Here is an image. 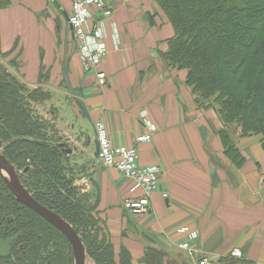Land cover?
<instances>
[{"label":"crops","instance_id":"0c3cea01","mask_svg":"<svg viewBox=\"0 0 264 264\" xmlns=\"http://www.w3.org/2000/svg\"><path fill=\"white\" fill-rule=\"evenodd\" d=\"M45 1L12 0L0 9V64L30 89L54 95L46 102L54 118L46 103L35 110L54 125L67 171L95 206L117 264L124 253L131 264H264V151L240 149L246 160L237 168L220 140L209 149L210 136L196 111L187 110L192 101L184 91L185 74L163 58L172 32L159 42L149 37L145 0H103L111 14L104 20L94 15L89 23L95 28L103 22L107 54L98 69L85 70L67 18L71 1L52 3L54 22L44 21ZM161 42L167 50L156 49ZM99 73L106 76L104 85ZM97 122L106 125L113 145L137 147L140 166L162 169L149 214L133 216L125 209L127 199L143 193L101 163ZM143 134H152V141L137 144ZM193 232L199 233L198 255L178 248ZM234 250L244 257L232 258ZM9 251L0 239V255Z\"/></svg>","mask_w":264,"mask_h":264},{"label":"trees","instance_id":"16d2710c","mask_svg":"<svg viewBox=\"0 0 264 264\" xmlns=\"http://www.w3.org/2000/svg\"><path fill=\"white\" fill-rule=\"evenodd\" d=\"M156 2L174 29L163 54L168 67L187 72L186 85L201 108L217 106L224 127H240L242 137L260 136L264 149V0ZM5 4L0 0V7ZM51 95L30 89L0 65L2 154L21 174L27 191L72 225L95 264H117L95 206L67 171L54 125L35 110ZM220 135L225 156L243 165L231 134L224 128ZM0 239L10 246L0 264L74 263L65 235L18 202L1 175ZM119 264H131L129 255L122 254Z\"/></svg>","mask_w":264,"mask_h":264},{"label":"built area","instance_id":"2783aa9c","mask_svg":"<svg viewBox=\"0 0 264 264\" xmlns=\"http://www.w3.org/2000/svg\"><path fill=\"white\" fill-rule=\"evenodd\" d=\"M49 1L53 3L55 0ZM70 1L72 8L68 22L73 31L76 53L81 57L85 70H96L101 66L107 54L106 45L103 41L105 38L104 24L100 21L97 27L91 28L89 22L93 15L109 16L112 9L106 6L103 0ZM99 77H101L99 79L100 84L104 85L105 74L102 73ZM95 132L100 150L98 158L101 163L120 172L126 180L133 184V192L140 189L143 193L140 197L127 199L124 203L125 209L133 216L149 214L152 210L151 198L159 191L162 169L159 166H140L136 146L113 145L103 122L96 123ZM136 141L137 144L150 143L152 134H143L137 137ZM198 237L199 233L193 232L190 235V240L179 244L178 248L190 254L198 255L199 251L194 246V241ZM231 257L242 259L244 255L241 250H234ZM200 264H208V262L203 260Z\"/></svg>","mask_w":264,"mask_h":264},{"label":"rangeland","instance_id":"374dc122","mask_svg":"<svg viewBox=\"0 0 264 264\" xmlns=\"http://www.w3.org/2000/svg\"><path fill=\"white\" fill-rule=\"evenodd\" d=\"M2 1L4 3H6V4H5V6H1L0 9H5V8L9 7L12 4V0H2ZM144 3L146 5V7L149 9L148 12L151 13L149 15L150 17L148 18V25H147V27H148L147 32L150 34L149 37L153 36L159 42V41H162V40L166 39L165 36H168V35H165V33L168 32V30H170V32H172V33L171 34L169 32L168 33L170 34V40H171L174 37L173 26L169 22L168 18L161 11V9H160L158 3L156 2V0H145ZM44 8H46V9H44V21L46 22L48 20L49 21L51 20V21L54 22V14L51 13V10L54 9V6L52 5V2L49 1V0H46ZM139 10L141 12L143 11V5H140ZM101 17H102L101 19L104 20V17L106 18V17H109V16H104V17L101 16ZM57 22H58V20H56V23ZM153 29L155 30V33L152 32ZM66 37L69 38L68 30H67V35L65 36V38ZM105 38H106V35H105ZM62 43L64 44L65 47H67V44H65L64 42H62ZM72 47H73V45H72ZM72 47H71V51H72ZM159 47L162 50H165V49L167 50L166 42H164V43L161 42L159 44L157 43L156 44V49L159 48ZM45 55H46L45 52H43V50H42V52L40 53V56L43 57ZM0 65L3 66L6 69V67L2 63ZM11 69L14 70L15 66H11ZM178 73H180L181 75L185 74V76H184L185 80L183 82V87L185 88L184 91H186V92H188L190 94L191 101H192V103H190V101H188L187 110L189 111V109H190V111H192V112L196 111V117L198 116L197 118L200 119L199 121L203 125L204 134H208L210 136V139H209L210 140V144L208 145L209 149L212 148L211 147L212 143L215 142L216 139H218V140H220V142L222 144V147H223V152L225 153V146H224V143L222 142L221 135H220L221 130H223L225 128L231 134L233 145L235 146V148H237V150L239 151V153H240V155L242 157H244V156H243L242 152L240 151V149H244L245 151L249 150V149L254 150V148L256 146H259V148L264 151V149L262 147V144H261V137L260 136L242 137V135H241L242 131H241L240 127H238V126H227V127H224L223 123L220 121V118L218 116L217 106H214V107H203L202 106V108H201V106L195 102V97H194V95L192 93V90L188 87V85H186L187 72L185 70H183V71H180ZM101 74L102 73L98 74V79L101 78V77H99V75H101ZM105 77L103 79H105ZM51 96H52L51 99H53L54 95H51ZM43 106L45 107V110H48L51 113V115L53 116V118H54V114L52 113V110H50L51 109V104L50 103H46ZM45 110L42 108L41 112H44ZM199 114L201 115L200 117H199ZM248 146H249V148L247 149ZM2 148H3V145H2ZM2 148L0 150V153H2V151H3ZM231 162L237 168H241L243 166V165L238 166L232 160H231ZM20 175L21 174H19V176ZM86 253H87V251H86ZM73 259H74V256H73ZM86 264H95V261L88 255V253H87Z\"/></svg>","mask_w":264,"mask_h":264},{"label":"water","instance_id":"95a60500","mask_svg":"<svg viewBox=\"0 0 264 264\" xmlns=\"http://www.w3.org/2000/svg\"><path fill=\"white\" fill-rule=\"evenodd\" d=\"M68 18V16H67ZM69 19V18H68ZM66 85L69 87L67 76H65ZM98 144V142H97ZM3 143L0 142V150ZM64 144L60 145V148ZM99 144L97 145V155L99 156ZM28 171V168L25 172ZM0 175L12 194L15 195L18 202L34 210L42 218L60 230L68 239L74 256V264H86L87 253L80 235L70 223L61 218L56 213L41 205L24 187L16 168L0 153Z\"/></svg>","mask_w":264,"mask_h":264},{"label":"bare ground","instance_id":"6f19581e","mask_svg":"<svg viewBox=\"0 0 264 264\" xmlns=\"http://www.w3.org/2000/svg\"><path fill=\"white\" fill-rule=\"evenodd\" d=\"M92 11V10H91Z\"/></svg>","mask_w":264,"mask_h":264}]
</instances>
